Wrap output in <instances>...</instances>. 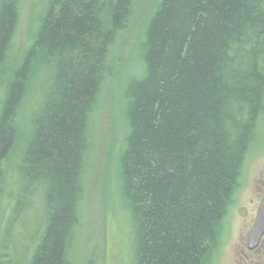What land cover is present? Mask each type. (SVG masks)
Returning <instances> with one entry per match:
<instances>
[{"label": "trees", "instance_id": "16d2710c", "mask_svg": "<svg viewBox=\"0 0 264 264\" xmlns=\"http://www.w3.org/2000/svg\"><path fill=\"white\" fill-rule=\"evenodd\" d=\"M138 1L46 0L19 53L23 0H0V264H71L92 116ZM139 56L119 159L128 264H210L264 116V0H158Z\"/></svg>", "mask_w": 264, "mask_h": 264}, {"label": "rangeland", "instance_id": "374dc122", "mask_svg": "<svg viewBox=\"0 0 264 264\" xmlns=\"http://www.w3.org/2000/svg\"><path fill=\"white\" fill-rule=\"evenodd\" d=\"M45 1L23 0L16 36L19 53L32 43ZM157 2L138 1L128 27L117 35L113 47V70L92 116L94 143L71 264H128L131 257L130 220L119 185V159L127 134L123 95L128 82L142 76L139 47ZM33 96L34 92L27 95L20 111L23 124L32 109ZM13 184L14 176L10 171L5 184L6 193ZM263 200L264 116L246 157L239 187L224 217L219 248L210 264H264V236L255 250L249 251L246 247V235Z\"/></svg>", "mask_w": 264, "mask_h": 264}, {"label": "water", "instance_id": "95a60500", "mask_svg": "<svg viewBox=\"0 0 264 264\" xmlns=\"http://www.w3.org/2000/svg\"><path fill=\"white\" fill-rule=\"evenodd\" d=\"M264 236V200L260 203L254 224L246 235V247L255 250Z\"/></svg>", "mask_w": 264, "mask_h": 264}]
</instances>
